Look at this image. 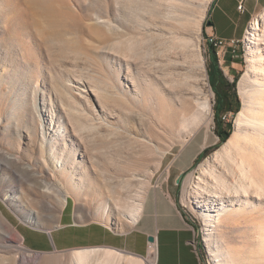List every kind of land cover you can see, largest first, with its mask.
<instances>
[{"label": "rangeland", "instance_id": "374dc122", "mask_svg": "<svg viewBox=\"0 0 264 264\" xmlns=\"http://www.w3.org/2000/svg\"><path fill=\"white\" fill-rule=\"evenodd\" d=\"M144 1L0 0V264H72L73 250L93 247L32 251L25 229L54 228L68 204L78 223L94 220L125 234L135 223L122 216L125 199L145 198L157 182L172 185L179 177L181 212L194 231L200 264H264L255 229L264 228V201L231 204L198 193L207 162L213 166V153L223 147L203 35L214 0L167 2L164 34L143 63L124 52L140 38L144 26L132 24L138 21L133 10ZM261 36L249 43L245 32L235 57L217 53L228 79H238L241 109L240 81L247 75L262 80L249 67L253 58L264 66ZM199 62L213 114L184 124L192 90L183 76ZM231 121L233 135L237 116L224 115L226 129Z\"/></svg>", "mask_w": 264, "mask_h": 264}, {"label": "bare ground", "instance_id": "6f19581e", "mask_svg": "<svg viewBox=\"0 0 264 264\" xmlns=\"http://www.w3.org/2000/svg\"><path fill=\"white\" fill-rule=\"evenodd\" d=\"M169 1L172 0H145L140 8L138 6L139 9L133 10L138 21L132 22V24H141L144 27L140 29V38L125 47L124 54L127 57L139 56L144 63L150 60L151 55H154L152 52L153 42L158 41L164 30L165 19L169 13L167 10L171 7L167 3ZM206 2H210V0H206ZM143 22L145 24H142ZM261 31L264 34V14L262 18L254 20L252 28L246 31L245 40L249 43L261 40ZM181 48L185 50V47ZM199 63L195 70L183 76V85L192 90L190 99L182 110L184 124L191 120L196 121L197 124L202 123L210 119L213 114L210 96L204 90L206 89L204 86H207V79L205 75L201 79L204 65ZM249 63L252 73L260 76L262 80L256 77L253 79L247 75L240 81L239 91L243 107L237 114L235 132L223 144L222 150L213 153L214 164L210 166V162H207L202 183L198 184V193L201 196L207 192L212 197L216 196L231 204L237 201L244 203L249 200H256L259 203L264 201V66L260 64V60L255 58L249 59ZM77 84L80 82L78 81ZM56 160L62 162L58 158ZM219 166L221 169L217 171ZM140 195L137 201L130 202L125 199L126 215L122 216L130 224L136 223L144 209V195ZM226 212L228 210L224 208L219 216L222 217ZM255 229L258 230L257 234L262 238V244H264V228L257 224ZM248 245L250 249V244L248 243ZM153 251L155 250L153 249ZM253 253L255 257L251 261L255 263L256 252L253 251ZM124 260L126 264H145L142 258L126 256L113 248L93 247L72 251V264H121Z\"/></svg>", "mask_w": 264, "mask_h": 264}, {"label": "crops", "instance_id": "0c3cea01", "mask_svg": "<svg viewBox=\"0 0 264 264\" xmlns=\"http://www.w3.org/2000/svg\"><path fill=\"white\" fill-rule=\"evenodd\" d=\"M242 3L244 10L240 11ZM262 10L264 0H214L203 24L204 39L215 36L242 41L251 20ZM220 64L219 60L218 68ZM145 197L138 222L125 234L115 233L94 220L78 223L74 206L67 204L54 228H26L23 239L32 251L107 247L125 249L148 264H200L194 231L181 212L177 180L172 185L167 179L157 182ZM150 244L155 251L149 250Z\"/></svg>", "mask_w": 264, "mask_h": 264}, {"label": "trees", "instance_id": "16d2710c", "mask_svg": "<svg viewBox=\"0 0 264 264\" xmlns=\"http://www.w3.org/2000/svg\"><path fill=\"white\" fill-rule=\"evenodd\" d=\"M208 49L211 52V62L213 65L212 75L210 77H212V87L217 96V103L214 107L216 119L215 133L220 140L219 146H221L230 139L233 130V121L228 124V129L225 128L224 115L232 113L233 115L237 116V114L241 111V103L237 91L238 79H235L233 82H231L224 74L223 70L221 68H218L219 59L214 47L209 46ZM222 81H229V90L231 92L229 97L232 98L231 103L228 102L227 98L222 101L219 96L218 91L220 89V84ZM219 146H217L216 148H219ZM206 151L207 150H205L203 153H200L198 158L201 159Z\"/></svg>", "mask_w": 264, "mask_h": 264}, {"label": "built area", "instance_id": "2783aa9c", "mask_svg": "<svg viewBox=\"0 0 264 264\" xmlns=\"http://www.w3.org/2000/svg\"><path fill=\"white\" fill-rule=\"evenodd\" d=\"M239 10L243 11L244 10V5L243 3L239 5ZM206 44L209 46L214 47L218 55L222 58L226 56L227 53H229L231 56L235 57L238 55L239 48L241 46V40H225V39H220L215 36H209L207 38ZM221 63V61H220ZM149 250H153V244H150Z\"/></svg>", "mask_w": 264, "mask_h": 264}, {"label": "flooded vegetation", "instance_id": "af4514ba", "mask_svg": "<svg viewBox=\"0 0 264 264\" xmlns=\"http://www.w3.org/2000/svg\"><path fill=\"white\" fill-rule=\"evenodd\" d=\"M218 92H219V96H220L222 101H224L225 98H227L229 103L232 102V98L229 97V95L231 94V92L229 90V81H222L220 84V89Z\"/></svg>", "mask_w": 264, "mask_h": 264}, {"label": "water", "instance_id": "95a60500", "mask_svg": "<svg viewBox=\"0 0 264 264\" xmlns=\"http://www.w3.org/2000/svg\"><path fill=\"white\" fill-rule=\"evenodd\" d=\"M181 182V177H179L178 179H177V184H179ZM149 241L150 242H153V238H149Z\"/></svg>", "mask_w": 264, "mask_h": 264}]
</instances>
